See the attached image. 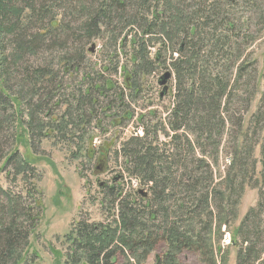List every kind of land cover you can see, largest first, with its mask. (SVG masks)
<instances>
[{
  "label": "rangeland",
  "instance_id": "1",
  "mask_svg": "<svg viewBox=\"0 0 264 264\" xmlns=\"http://www.w3.org/2000/svg\"><path fill=\"white\" fill-rule=\"evenodd\" d=\"M148 1L141 3L138 10L140 20L144 19L143 23L126 26L113 24L114 26L110 28L100 24V35L87 44L84 68L79 72L70 74L65 72L59 62V53L55 50L41 49L39 55H28L19 66L14 65V59L13 63L10 61L12 65L9 69L13 74L11 84L15 96L21 91L19 81L29 78L27 74L31 75L36 65H50L56 72L57 81H62V88L52 89L54 96L47 112H40L37 116L36 121L41 124L39 126L45 124L42 130L32 134L34 131L29 127L30 108L22 102L20 106L14 105L10 110L8 109L9 121L2 127L4 136L3 145H0V192L14 197L18 195L20 207L26 208L31 205L30 196H39L43 206L41 223L30 235L28 245L22 252V255L28 254L30 258L38 255L35 264H64V252L67 249L65 236L72 224L83 219L89 222H103L109 218L108 211L101 206L104 185L120 181L124 183V187L147 191L148 197H151L148 185L141 186L139 179L123 171V159L116 161L113 158L108 163L105 161L96 163L95 159L91 162L82 154L85 150H81L80 147L97 150L103 144H112L113 140L110 139L117 138H119V142L117 141L119 146L134 133L141 135L139 117L145 115L143 120L145 125H157L159 130V142L155 144L160 149L171 150L173 144L168 146L164 144L171 141L176 133L167 120L171 108L180 101L179 96L182 92L173 61L182 53L189 56V52L187 53L184 48H188L190 44L196 45L202 52L197 55L200 57L196 71L186 76V80L182 81V87L191 89L198 98L219 97V107L212 115L216 134L219 135L216 137L220 142L218 164H215V160L212 161L209 156L212 153L213 143L206 138L208 133L203 134L205 131L202 132V128H196L197 122L190 118L191 120L178 133H182L184 138L188 137L193 142L196 149L193 154L196 159L208 158L212 161V165L219 172L218 181L224 180L237 147L246 149L249 156V159L244 156L240 171L238 172V166L234 172L237 174L234 186L236 192L232 191V203H234L229 205L231 215L228 223L222 224L224 234L222 246L226 251V264H239L237 258L239 249L254 245L248 238L253 237L254 234L251 233V227L245 224L244 234L236 237L238 244L233 243V233L243 224L246 216L249 218L245 223L249 221L251 223L253 217L258 215L264 227V0H218L222 6L221 21L218 24L211 18L206 25L207 19L201 12L202 19L199 22L202 23L203 28L201 31L199 29L198 37L194 36L195 38L191 39L189 34H186V30L184 32L181 28H172V33H177L174 42L164 36L157 27L152 34H144L148 29L144 22L151 23L155 19L148 12V7L152 12L158 3L161 14L156 19V25L170 22V17L175 13L172 9L179 7L178 9L185 13V23L190 24L191 27V24L197 22L199 16L196 15H200L197 9L205 0ZM81 2L82 5L91 6V9L98 4L97 0H76L74 4L78 6L79 13L80 7L82 8ZM85 14L86 12L81 16L87 18ZM69 19L72 20L73 17ZM215 29L217 31L214 34ZM135 37L138 41L133 44ZM92 44L95 45L96 50L89 53ZM142 47L146 50L144 57L134 61L135 54ZM181 48V53H178L177 50ZM12 51L8 45L7 53ZM143 60L150 66L153 65L139 75L142 93L138 98L131 99V96H128L126 105L121 106L118 111L135 112L134 122L114 128L109 124L110 112L102 114V111H98L97 115L93 113V118L98 116L99 119L91 121L93 118L85 112V110H89V113L91 111L88 105L82 107L85 109L83 110L85 114L83 120L80 118L78 111L82 108L77 107V100L87 89V76L99 77L105 82L112 81L113 91L106 97L97 98V101L103 103L121 90L125 95H129V91L124 87L125 72L138 67V63ZM168 74L170 75L168 79L164 82L160 81L162 76ZM192 85H194L193 89ZM30 89L29 85L25 86L24 94L26 95V92L31 94L33 91ZM199 114V116H207L205 111ZM74 119L80 121L79 126H74ZM60 126H67L70 131L61 133ZM22 127L29 130L27 144L17 138ZM166 131L170 136L172 135L171 138L165 135ZM16 151L23 159L31 161L30 164L34 167L26 178L17 174L15 163L6 165L2 169L6 158ZM121 175L126 179H122ZM217 187L225 189L224 184H219ZM0 199L4 200L2 194ZM211 207L217 215L215 205ZM246 227L249 229L246 230ZM212 237L217 243L219 235ZM244 237H247L248 241H244ZM260 237L258 244L252 246L253 250L258 251V257L254 258L252 252L251 256L242 260L243 264H264V233ZM165 250L166 244L161 241L142 264H155L157 256L162 255ZM180 260L184 264H206L198 253L192 251L183 252ZM124 262L125 258L121 253L118 263ZM9 264H13V261Z\"/></svg>",
  "mask_w": 264,
  "mask_h": 264
},
{
  "label": "trees",
  "instance_id": "2",
  "mask_svg": "<svg viewBox=\"0 0 264 264\" xmlns=\"http://www.w3.org/2000/svg\"><path fill=\"white\" fill-rule=\"evenodd\" d=\"M74 1L76 2V0H0V145H3L2 127L9 121L8 111L12 106H20L21 102L29 106V127L34 131L32 134H35L45 126L44 123L39 126L41 124L36 120L40 112H47L54 96L52 89L62 88V81H57L54 69L50 65L40 64L36 65L31 75L27 74L29 78L19 81L21 91L18 96H15L11 84L13 74L9 69L12 65L10 61L13 63L14 59L16 62L14 65L19 66L28 55H39L41 49L55 50L59 53V62L63 65L65 72L76 73L83 70L86 46L91 39L99 37L101 23L104 27L110 28L114 26L113 24L138 25L144 20H140L138 10L141 3H145L146 0H97L98 4L92 9L91 6L87 7L81 2L80 13ZM207 1L205 0L197 9L200 15H196L199 16L197 24H191V27L190 24L185 23V13L178 9L179 7L172 9L175 13L170 17V22L156 25V19L161 14L158 3L152 12L147 6L148 12L155 19L151 23L144 22L148 26L144 34H152L157 27L164 36L174 42L177 33H172L171 29L181 28L184 32L187 31L186 34H189L191 39H194V36L198 37L199 29L201 31L203 28L202 23L199 22L202 19L201 12L207 19L206 25L211 18L216 24L221 21L222 6L219 1ZM22 2L24 4H21ZM25 8L29 10L26 11ZM59 11H61L60 14ZM84 12L87 18L81 16ZM72 17L73 19L70 20L69 18ZM216 31V29L213 31L214 34ZM137 41L135 37L133 44ZM8 45L13 50L10 53H7ZM143 48L135 54L134 61L144 57L146 50ZM95 50V45L92 44L89 47V53ZM181 50L182 48L177 52L181 53ZM184 50L189 52V56L182 53L173 61L182 92L179 96L180 101L171 108L167 120L173 132L176 133L172 137L169 132H165V135L172 137V140L164 145L173 144L171 150L167 149L168 154L166 150L160 149L155 144L159 142V130L157 125H145L143 121L145 115L139 117L141 135L136 132L119 146V138H117L110 139L113 140L112 144H103L97 150L94 148L86 150L80 147L81 150H85L82 154L91 162L95 159L96 163L100 161L108 163L113 158L116 161L123 159V162L121 161L123 171L139 179L141 186L148 185L151 197H148L147 191L124 187V183L120 181L104 185L101 206L108 211L109 218L103 222H89L83 219L72 224L65 236L67 249L64 252V264H119L118 258L121 253L125 258L122 264H142L156 250L161 241L166 244V250L162 255L157 256L155 264H184L180 256L185 251L198 253L206 264H226V251L222 246L224 235L222 224L228 223L229 215H231L229 205L234 203H232V191L236 192L234 186L237 177L234 172L238 166V172L240 171L244 156L247 159L249 156L246 149L237 147L224 180H217L219 172L211 162L214 159L215 164H218L220 142L217 139L219 135L216 134L215 120L212 115L219 107V97L198 98L191 89L182 87V81L186 80V76L196 71L200 57L197 55L202 52L194 44H190ZM152 65L143 60L138 63V67L126 71L124 87L129 91V95H125L121 90L103 103L97 101V98L106 97L113 91L112 81L105 82L99 77L87 76V89L84 94L79 95L77 107L82 108L88 105L91 111L89 113L88 109V111L84 108L80 109L78 111L80 118L84 119L83 110L91 118L97 115L98 111H102V114L110 112L109 124L114 128L134 122L135 112L118 111L121 106L126 105L128 96H131V99L140 96L142 89L139 85V75ZM169 76V74L162 76L160 81L164 82ZM27 85L33 92L31 94L26 92L25 95L23 90ZM193 87L194 85L192 89ZM204 111L207 112V116H199V113ZM47 114L49 116V113ZM190 118L197 122L196 128H202V132L205 131L203 134L208 133L206 138L213 143L212 153L209 154L212 161L208 158L196 159L193 154L196 151L193 142L188 137L184 138L182 133H178L191 120ZM97 119H99L98 116L91 121H97ZM79 122L74 119V126H79ZM60 127L63 134L70 131L67 126ZM153 128L154 130L151 131ZM21 129L17 138L27 144L29 130L24 127ZM30 162L28 159H23L16 151L6 158L2 169L6 165L15 163L17 174L26 178L34 168ZM121 178L126 179L124 175H121ZM219 184H224L225 189H219L217 187ZM0 194L4 196V200L0 199V264H9L11 261L13 264H35L38 255L30 258L28 254L22 255V252L28 245L30 235L41 223L43 206L39 196H30L31 205L26 208L20 207L18 195L14 197L7 193L0 192ZM212 205H215L217 215L214 214ZM247 218L249 217L246 216L243 224L233 233V243L238 244L236 237L244 234L245 224L251 227L252 232H250L255 236L248 237L254 247L264 233V227L258 215L253 217L251 223L250 221L245 223ZM248 227L246 230L249 229ZM216 234L219 235L217 243L212 237ZM245 240L248 241L247 237H244ZM252 246L239 249L237 254L239 264H243L242 260H246L252 252L254 258L258 257V251L253 250Z\"/></svg>",
  "mask_w": 264,
  "mask_h": 264
},
{
  "label": "bare ground",
  "instance_id": "3",
  "mask_svg": "<svg viewBox=\"0 0 264 264\" xmlns=\"http://www.w3.org/2000/svg\"><path fill=\"white\" fill-rule=\"evenodd\" d=\"M250 53V52H249ZM130 120V119H129ZM100 203V202H99ZM107 234V233H106ZM71 239V238H70ZM69 257V256H68Z\"/></svg>",
  "mask_w": 264,
  "mask_h": 264
}]
</instances>
